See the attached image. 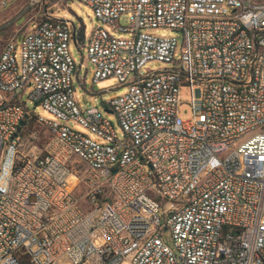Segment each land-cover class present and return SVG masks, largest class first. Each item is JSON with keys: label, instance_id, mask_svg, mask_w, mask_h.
<instances>
[{"label": "built area", "instance_id": "1", "mask_svg": "<svg viewBox=\"0 0 264 264\" xmlns=\"http://www.w3.org/2000/svg\"><path fill=\"white\" fill-rule=\"evenodd\" d=\"M45 1L0 51V264H264V0H78L125 35L86 44L93 83L127 89L120 136L78 103L76 30Z\"/></svg>", "mask_w": 264, "mask_h": 264}, {"label": "rangeland", "instance_id": "2", "mask_svg": "<svg viewBox=\"0 0 264 264\" xmlns=\"http://www.w3.org/2000/svg\"><path fill=\"white\" fill-rule=\"evenodd\" d=\"M1 1V0H0ZM29 3V0H8L7 5L4 9L0 10V14L2 11L10 9L12 6L17 5H23L21 8V13L18 18L12 19V22L10 23L11 30H8L6 32H0V51L2 50L4 44L11 38L16 37L17 43L18 38L21 34L26 32L30 28V23L28 21V18L30 17V12L34 8L35 12H39L38 6L28 8L27 10H23L27 7ZM45 4L49 6L50 0H46ZM56 16L55 18H60L67 20L71 22L75 28L79 29L82 28L83 30V41L79 44V51L77 47L71 43L70 44V52L72 55V58L76 65V71H78L79 81L81 82V85L84 88V91L88 93H101L100 97H91L84 93L83 89H81L80 83L74 78L73 84L75 88V95L77 96L78 103L82 108L88 107V106H95L97 107L102 113H104L105 107L110 100L115 99L117 97H120L126 93V87L120 88L117 91H110L114 90L117 87H120L121 85L118 83V81L115 78H108L102 81H98L96 83H93V77H94V68L92 65L86 61V44L87 39L90 36V33L93 29L101 27L102 29L107 30L112 35H120L124 37L125 35L122 33H119L117 31H112L108 26L98 22L95 17L92 14V10L85 5L84 3L78 1V0H66L61 5H56L55 7ZM53 17V16H52ZM13 18V17H12ZM39 20V18L37 19ZM119 24L121 26L127 25V19L126 17H121ZM165 34L166 36H176L175 33L171 32L170 30L166 29H157L153 30L152 34L156 36H160L161 34ZM180 40V39H179ZM80 53L83 56V63L84 67L81 69H78L79 63L81 61ZM170 68L169 65H166L162 62L157 61H151L148 62L140 71L139 76L143 77L147 71H158ZM32 88H27L22 101L26 104L28 114L29 115H38L44 119L52 120L53 117L50 114L43 113L42 108L39 105L34 104L28 99V94L31 92ZM179 100L180 105L178 107V116L182 119H187L190 116V106H189V100H190V94L187 87L182 86L179 93ZM105 117L111 122L113 129L115 133L120 136L122 133L121 128L119 127L117 118L114 113H104ZM74 130L79 131L87 136H89L93 140L99 141L96 136L92 133H90L88 130L76 125L73 127Z\"/></svg>", "mask_w": 264, "mask_h": 264}, {"label": "crops", "instance_id": "3", "mask_svg": "<svg viewBox=\"0 0 264 264\" xmlns=\"http://www.w3.org/2000/svg\"><path fill=\"white\" fill-rule=\"evenodd\" d=\"M64 2H65V0H50L49 6L46 5L50 15L55 17L56 12L54 9H55L56 5H61ZM23 5L12 6L10 9L1 12V14H0V32L4 33L8 30H11L12 25H10V23L12 22V19L18 18L20 16L21 13H19V12H21L20 10H21ZM41 16L42 15H41L40 11L35 12L34 8H33L30 12V17L28 18V21L37 20L38 18L40 20ZM56 19L64 20V19H60V18H56ZM75 29H76V34H77L80 28L79 29L75 28ZM72 43L77 47V49L79 51V44H76L75 42H72Z\"/></svg>", "mask_w": 264, "mask_h": 264}, {"label": "water", "instance_id": "4", "mask_svg": "<svg viewBox=\"0 0 264 264\" xmlns=\"http://www.w3.org/2000/svg\"><path fill=\"white\" fill-rule=\"evenodd\" d=\"M52 19H54L53 17H51ZM69 24H70V26H71V30H72V36H74L75 35V27H74V25L71 23V22H69ZM80 57H81V61H80V63L82 62V59H83V56H82V54L80 53ZM79 63V64H80ZM78 69H79V66H78ZM77 75H78V71H76V73H75V79L78 81V79H77ZM78 83H79V81H78ZM81 85V84H80ZM81 87V89H83V91H84V88H83V86L81 85L80 86ZM123 87H125V85H123V86H120V87H117L116 89H114V90H110V91H117V90H119L120 88H123ZM84 93L86 94V95H88V96H91V97H100L101 96V93H93V94H91V93H88V92H86V91H84ZM28 118V115L27 114H25L24 115V119H27ZM20 125L21 126H23L24 125V122L22 121L21 123H20Z\"/></svg>", "mask_w": 264, "mask_h": 264}, {"label": "trees", "instance_id": "5", "mask_svg": "<svg viewBox=\"0 0 264 264\" xmlns=\"http://www.w3.org/2000/svg\"><path fill=\"white\" fill-rule=\"evenodd\" d=\"M43 20H47L46 17H42ZM83 30L82 28L79 29L78 33L76 34V41L78 44H80L83 41ZM105 106V105H104ZM30 123V119L27 121Z\"/></svg>", "mask_w": 264, "mask_h": 264}]
</instances>
